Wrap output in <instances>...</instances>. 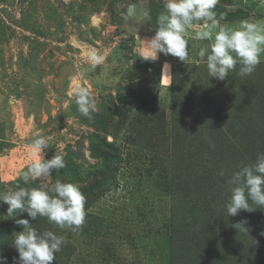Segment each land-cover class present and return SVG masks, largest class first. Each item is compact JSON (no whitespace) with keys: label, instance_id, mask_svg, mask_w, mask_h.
<instances>
[{"label":"rangeland","instance_id":"1","mask_svg":"<svg viewBox=\"0 0 264 264\" xmlns=\"http://www.w3.org/2000/svg\"><path fill=\"white\" fill-rule=\"evenodd\" d=\"M132 4L151 20H125ZM214 10H224L221 26L264 22V0H218ZM162 12L161 0H0V193L17 182L94 187L83 193L78 232L44 217L31 223L65 238L53 264H179L183 250L202 256L187 264H264V209L228 216L226 208L231 175L264 153V52L251 75L240 77L237 65L219 81L198 56L210 41L189 30L186 63L144 60ZM92 53L104 57L100 65ZM80 88L97 104L87 117L76 104ZM38 136H51L45 158L62 155L66 168L25 183L19 174L38 158L30 148ZM105 151L118 157L106 185L111 167L97 156ZM7 209L0 202V225L20 232L16 220L27 214ZM242 221L247 232L233 227ZM0 247L18 264L13 245Z\"/></svg>","mask_w":264,"mask_h":264},{"label":"clouds","instance_id":"2","mask_svg":"<svg viewBox=\"0 0 264 264\" xmlns=\"http://www.w3.org/2000/svg\"><path fill=\"white\" fill-rule=\"evenodd\" d=\"M164 12L157 19L155 34L144 40V60L156 61L160 54L171 55L180 62L189 59V30L198 41H210L201 46L198 56L206 61L208 75L224 81L229 73L239 65L238 75H251L261 62L264 52V22L241 20L238 26H221L214 11L218 0H161ZM142 18L151 20L150 10H139L137 5L127 7L123 18L132 20ZM94 65H100L104 57L91 54ZM165 65V68H168ZM78 111L85 117L97 108L93 95L85 88L75 91ZM51 136H38L30 145L33 155L38 158L20 172L19 179L27 183L32 180H46L66 168L62 155H53L46 159ZM223 175V172H221ZM231 186V195L227 202L228 216H236L241 210L254 211L253 206L264 209V153H258L255 162L242 164L227 181ZM0 202L7 204V214L26 213L29 219H18L16 224L22 231L14 234L12 245L18 252V264H53L56 254L65 243L63 236L53 231L39 232L30 220L44 217L60 229L78 232L82 229L86 217V197L79 184L56 180L53 183L42 182L39 187H22L20 183L3 193ZM256 208V209H257ZM246 221L233 225L247 232L243 227ZM0 264H7L6 257L0 255Z\"/></svg>","mask_w":264,"mask_h":264},{"label":"trees","instance_id":"3","mask_svg":"<svg viewBox=\"0 0 264 264\" xmlns=\"http://www.w3.org/2000/svg\"><path fill=\"white\" fill-rule=\"evenodd\" d=\"M218 7V6H217ZM215 11V13H216V10H214ZM223 13H224V10L222 11V10H220V12L219 13H216V16L217 17H219V18H223L224 17V15H223ZM225 18V17H224ZM154 26H157V24H155ZM227 110H220V115H221V119L224 117V113L226 112ZM226 116H228V114L226 115ZM225 116V117H226ZM104 143V145H106V143L105 142H103ZM103 143H102V145H103ZM106 146H108V144L106 145ZM97 149H98V146H92L91 147V151L93 152V155H95L98 151H97ZM97 156H100L101 158H103V160L111 167L110 168V170L109 171H107V176L105 177V179L102 181L103 182V184L104 185H106L108 182H109V178L111 177V176H113V173H115L116 171H115V169L113 168V165H115L117 162H118V157H117V155H112V153L111 152H108V151H105V152H102L100 155H99V153H98V155ZM117 159V160H116ZM112 169H114V170H112ZM99 187V189H101L102 187L101 186H97L96 188H98ZM93 189H94V187H91V186H86V187H84L82 190H83V193L84 194H86V195H91V196H93L94 195V191H93ZM176 213V212H175ZM184 215H186L188 212L186 211V209H185V211H184ZM35 221L34 220H30V223H34ZM188 223V222H187ZM184 226L186 225V224H183ZM180 225H179V223L176 225V229L179 227ZM20 227V230L19 231H22V227L21 226H19ZM15 229H17L16 227H14V226H11V225H9L6 221H3V222H1V225H0V244L1 245H4V246H11L12 245V240L14 239V234H15ZM16 232H18V231H16ZM183 233L182 232H180V235H182ZM58 236H60V234L58 235ZM0 245V246H1ZM1 248V247H0ZM179 250H180V248H179V246H174V249H173V254H172V257H171V259H172V263H173V259H176L175 258V256H177L178 255V253H179ZM177 252V253H176ZM181 252V251H180ZM184 250H183V252L180 254V255H178V258L180 259V261L178 262L179 264H187V261L188 260H191V261H197V262H201L202 261V256H194L192 259H189L188 257H191V255L192 254H189V253H185L184 254ZM175 253V254H174ZM183 255V256H182ZM194 255H195V253H194Z\"/></svg>","mask_w":264,"mask_h":264}]
</instances>
